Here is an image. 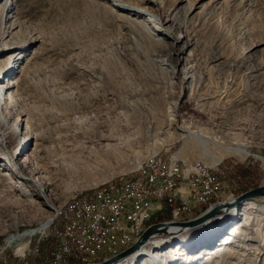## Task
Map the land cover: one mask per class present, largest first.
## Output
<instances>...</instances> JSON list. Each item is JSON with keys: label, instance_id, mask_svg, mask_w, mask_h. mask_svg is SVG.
Masks as SVG:
<instances>
[{"label": "rangeland", "instance_id": "1", "mask_svg": "<svg viewBox=\"0 0 264 264\" xmlns=\"http://www.w3.org/2000/svg\"><path fill=\"white\" fill-rule=\"evenodd\" d=\"M0 74V84L15 83L1 115L21 131L9 152L24 144L14 160L0 148V264H53L57 239L27 233L64 218L74 202L140 181V165L157 155L219 170L234 198L250 191L245 183L264 185V0H0ZM182 126L250 154L211 145L223 159L214 163L204 147L177 139ZM101 134L125 148L86 167L78 158L90 161ZM214 203H196L184 219ZM248 203L244 216L178 241L155 238L147 250L162 254L155 264H264V198ZM204 248L215 255L201 258ZM123 264L154 263L142 256Z\"/></svg>", "mask_w": 264, "mask_h": 264}, {"label": "built area", "instance_id": "2", "mask_svg": "<svg viewBox=\"0 0 264 264\" xmlns=\"http://www.w3.org/2000/svg\"><path fill=\"white\" fill-rule=\"evenodd\" d=\"M140 166V182L127 180L121 187L100 192L99 197L65 208L64 218L49 227L50 235L43 233L47 239H57L53 264L70 259L88 263L121 253L142 234L164 202H177V215H172V220L181 221L185 211L196 208L202 194L221 190L218 203L235 196L233 186L220 171L200 161L186 163L157 155L154 164ZM150 184H159V191H150Z\"/></svg>", "mask_w": 264, "mask_h": 264}, {"label": "bare ground", "instance_id": "3", "mask_svg": "<svg viewBox=\"0 0 264 264\" xmlns=\"http://www.w3.org/2000/svg\"><path fill=\"white\" fill-rule=\"evenodd\" d=\"M131 11L140 14V11H135V10H131ZM14 85H15V83H12V85L10 84L9 86H4V84H0V93L2 92V94H0V95H2V97H3V98L0 97V148H2L5 151H7L9 153L10 157L13 160L16 158L17 153L24 146V144H20L18 146V150L16 152H9L10 151L9 145L11 144V140H14L16 137H20L21 131L18 128H14V127L8 125L7 122H4L3 117L1 115V111H2L1 110V106H2V101L3 100L5 102H8V98H6V96L8 94H7V91L5 92V89L12 88ZM3 92H5V94ZM168 113H169V118H170L169 125H174V123L177 122V117L175 115V106H173V108ZM180 130H181L182 134H179L178 135L179 137L177 139H183L184 142H185V146L190 144V143H193V144H195L197 146H201L202 148L204 147L207 150L208 154L212 157L214 163H220L223 159H222V157H217V156H215V154L212 153L211 145L217 146L219 148V150L221 151V153H223V155L232 153V154L237 155L239 157H245V156H249V154H250V151H248L247 148H244L240 144L238 145V147L230 146V145H228L227 143L224 142L222 137H218V136H216V137H208V136H206L204 134L197 133V132L191 130L190 126H182V127H180ZM111 136H112V134H110V136L109 135L106 136L104 134H101V135H99V137H97V140L94 141V142L97 143V144L100 143V142L101 143L98 144L97 146L93 145L89 149V152H88L89 156L87 157V159H90V161L85 162V160H82L80 157L78 159H80V161L82 163H85L84 165L86 167L88 166L89 168H91V167H95L94 165H96V164H93V163H97V161L103 162V161L107 160L111 155H113V154L115 155L118 152H120V150L125 148V143H123L121 141H118L117 143H113V144H112V142L111 143H109V142L105 143L104 141H106V139L107 140L108 139L109 140L113 139V138H111ZM146 164H154V158H149L146 161ZM70 166H72V168L74 170L81 169V167L79 165L74 164V163L70 164ZM66 167H69V164H67ZM135 182H140V181H135ZM38 188H40V191L42 192V196H43L45 202L49 203L50 200L47 197L46 189L43 186H40V185H38ZM150 191H159V184H150ZM97 196L99 197V195H97ZM88 197H90V196H88ZM85 200H89V199H85ZM221 200H222L221 190H212V194H202V197H200V199L196 203L202 205V204L208 203V202H215L214 204H211V205H222V203H218V204L216 203V202H220ZM232 200H230V201H232ZM80 201H82V200H79L77 202H80ZM230 201H227V202H230ZM226 203H224V204H226ZM73 204H76V202L72 203L69 207H72ZM169 204H171L170 206H174L175 207L174 215H177V202L176 201H169ZM247 205H249L248 202H247V204L245 203L243 205L244 206L243 209L232 208L229 211H227L228 212L227 214H225V215H223V216H221V217H219L217 219L223 220V222H222V225H223L224 222H226L225 221L226 219L234 220V219H236V217L244 216L245 208H246ZM206 207H208V205L204 206L202 209L198 210L199 212L193 213L192 216H190L189 218L183 219L181 221H185V220H188V219H191V218L197 216L198 214L203 212V209L206 208ZM193 209L194 208H190L188 211H185L184 214L191 213L193 211ZM55 213L56 212H54V214ZM59 215H62L64 217L65 211L60 212ZM58 218H60V217H58ZM55 219L56 218L52 219V217H49V219L46 222L41 223L39 228L33 229L32 231H29L27 234L31 235V236H34V235H36V234L41 232V235H42L43 234L42 231H46L49 228V226H51V224L55 221ZM217 219H214V220H217ZM212 221L213 220L209 221L208 223H210ZM207 224H205V225H207ZM241 225H243V223ZM147 227L144 229V231L147 229ZM237 230H238V228L232 229V234H228L227 236L223 237L222 238L223 239V243L221 244L220 247L229 245V243L232 241L231 236L234 235L235 233H237ZM178 231H180L179 228H173L171 234L167 235V237H171L172 240L178 241L179 240V236L187 234V233H189L192 230H189V231H186V232H182V233H179ZM143 232H142V234H143ZM206 234L207 233H205L202 236H198L197 237V242L198 243L204 242L205 239L209 235V234L208 235H206ZM140 236L138 238H136L134 243L131 244L129 247H127V249L130 248L132 245H134L138 241ZM159 237H163V236H159ZM153 240L150 241L149 243H147L146 245L142 246L141 249L136 254H134L131 257H128V258L124 259L123 261L119 262L118 264H121V263L123 264V263H125L127 261H131V263H134L135 261H137L138 258H141L142 256H148L149 257V261L155 264L156 260H160L159 257H161L162 254H154V251L152 252V250H147V246L149 244H151L153 242ZM183 246H185V245H182L181 243H179L178 245H176V247L174 246V248L170 250L169 254L170 255L175 254L176 251L182 249ZM125 250L126 249L122 250L121 253L123 251H125ZM201 251H204V253L201 256V258H203V259L206 258V257L212 258L213 255H215V254L212 253V251L207 250V248H204Z\"/></svg>", "mask_w": 264, "mask_h": 264}, {"label": "water", "instance_id": "4", "mask_svg": "<svg viewBox=\"0 0 264 264\" xmlns=\"http://www.w3.org/2000/svg\"><path fill=\"white\" fill-rule=\"evenodd\" d=\"M259 198H264V185L243 193L224 205H210L203 210V212L191 219L185 221L170 220L149 225L138 241L130 248L114 257L108 258L103 262L96 264H118L124 259L136 254L142 246L146 245L153 239L158 238L159 236H167L171 234L173 228H179V233L194 230L207 224L211 220L227 214V211L232 208H241L245 203Z\"/></svg>", "mask_w": 264, "mask_h": 264}, {"label": "trees", "instance_id": "5", "mask_svg": "<svg viewBox=\"0 0 264 264\" xmlns=\"http://www.w3.org/2000/svg\"><path fill=\"white\" fill-rule=\"evenodd\" d=\"M241 175H246L247 172H245V174H242V173H239ZM245 185V189H243L242 191L246 192L248 190H251V189H254V188H257V185H252V186H249L247 185V183L244 184ZM171 207L167 204V202H164L163 203V209L157 213L154 214L153 218L151 219L149 225L151 224H155V223H159V222H164V221H170L172 219V215H171ZM50 245V241H46L45 242V245L43 246V249L47 248V246ZM8 262L6 261H3L2 264H7ZM44 263V262H42ZM82 263V262H81ZM79 261H76V260H71L70 261V264H81ZM41 264V263H40ZM52 264V263H51Z\"/></svg>", "mask_w": 264, "mask_h": 264}]
</instances>
